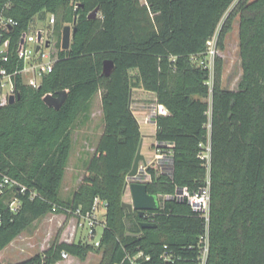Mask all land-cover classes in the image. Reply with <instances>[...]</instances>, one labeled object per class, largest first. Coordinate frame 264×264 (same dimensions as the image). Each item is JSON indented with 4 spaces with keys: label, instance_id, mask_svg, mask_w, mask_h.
Instances as JSON below:
<instances>
[{
    "label": "trees",
    "instance_id": "1",
    "mask_svg": "<svg viewBox=\"0 0 264 264\" xmlns=\"http://www.w3.org/2000/svg\"><path fill=\"white\" fill-rule=\"evenodd\" d=\"M95 8L97 16L89 18ZM47 12L55 15L52 71L38 87L17 77L18 99L0 107V184L7 176L19 185L0 186V251L37 218L86 215L96 198L105 203L104 221L98 246L55 238L41 253L6 264H55L63 252L84 260L100 250L99 264H191L204 221L185 201L162 197L205 185L198 154L207 137L205 264H264V0H0V15L18 21L11 48L28 22ZM236 16L242 72L236 89H227L222 58L214 55L211 68L207 54L215 36L222 48ZM66 24L76 32L62 49ZM106 59L113 61L109 76L102 74ZM134 88L164 107L166 113L154 116V140L173 145L171 176L147 168V192L157 196L158 208L143 216L121 207L141 140L130 107ZM61 90L67 98L58 110L44 104V95ZM99 91L102 132L84 162L85 175L62 199L72 134L90 119ZM14 199L19 206L11 211Z\"/></svg>",
    "mask_w": 264,
    "mask_h": 264
},
{
    "label": "rangeland",
    "instance_id": "2",
    "mask_svg": "<svg viewBox=\"0 0 264 264\" xmlns=\"http://www.w3.org/2000/svg\"><path fill=\"white\" fill-rule=\"evenodd\" d=\"M33 23L38 27L45 25V23L39 21L37 16H35ZM49 29V33L52 34L54 39V28L53 31H51L52 28L48 27V31ZM30 30L32 31L33 29L29 27L27 31ZM215 43L216 36L209 43V53L207 54L208 65L212 68L213 56H220L222 58L221 86L227 89H236L242 72L238 47V16L234 18L232 28L225 36L222 48L216 47ZM133 90H135L131 99L134 103L133 110L140 111L146 120L154 118L156 112L158 113L154 95L150 92L146 93L147 91L140 93L138 88H134ZM205 100L210 101V98H206ZM135 102L144 107L140 110L139 108L135 109ZM102 129L101 92L99 91L92 98L90 119L84 126L72 134V148L59 189V196L62 199H67L71 196L85 175L84 162L94 151ZM151 143L152 140L144 139L142 152L146 157L152 156L154 143L152 145ZM122 201L128 202L130 201V197L125 195L122 197ZM96 213L97 219L100 222L104 221L105 208L103 205L98 207ZM80 222L81 218L64 213L52 212L37 218L0 251V262L4 264L14 263L29 258L34 254L41 253L55 238L66 242L80 240L88 243H93L100 238L102 233L101 225H97L94 228L95 234L93 238H89L86 226L82 227ZM102 255V250L89 252L84 260L67 255V257H63L62 260L55 264H99Z\"/></svg>",
    "mask_w": 264,
    "mask_h": 264
},
{
    "label": "built area",
    "instance_id": "3",
    "mask_svg": "<svg viewBox=\"0 0 264 264\" xmlns=\"http://www.w3.org/2000/svg\"><path fill=\"white\" fill-rule=\"evenodd\" d=\"M35 16L28 22L26 29L20 31L17 38V43L14 48H11L12 42V29L18 25V21L10 16L4 14L0 15V107L9 104V97L16 95L15 81L19 77L21 82L38 87L41 79L44 75L52 71L55 58L53 57V46L54 39L50 34V29L53 31L55 24V15L53 13H45L44 19H39L40 22L45 25L36 26L33 23ZM31 27L33 30L27 31ZM38 35L40 38L38 39ZM210 43V42H209ZM38 47V49H37ZM14 55V60H13ZM45 96V95H44ZM43 96V97H44ZM42 97V98H43ZM158 114H164L166 111L162 108H158ZM157 114V112H156ZM209 129V124H207ZM171 143H158L154 142V149L152 158L146 160L145 164H140L139 173L133 177L126 179V182H144L148 183L151 177L147 171L148 167H152L156 170L157 174H168L171 176L172 166V152ZM200 152L198 157L204 161V166L207 170V177L205 185L200 186L194 191H190L187 187H179L175 190L172 195H165L162 198H172L177 201H185L190 209L201 217L204 221L203 232L199 235L197 242L198 255L196 260L191 264H205L208 254V220H209V178L208 170L210 166V141L207 137V142L200 143ZM19 186L17 182L8 178L7 176L2 177L0 186ZM24 191V188H20ZM105 203L99 199H94L91 212L86 215H82L79 211H76L74 216L81 218L80 225L86 226L89 238H93L95 234L94 228L97 225H101V222L96 217L98 207ZM19 206L17 200H12L10 203L11 211H15ZM102 226V225H101ZM94 246L99 245V239L92 243ZM62 257H67L66 253L61 254ZM142 255L139 252L136 257ZM147 258V257H146ZM133 260V259H130Z\"/></svg>",
    "mask_w": 264,
    "mask_h": 264
},
{
    "label": "water",
    "instance_id": "4",
    "mask_svg": "<svg viewBox=\"0 0 264 264\" xmlns=\"http://www.w3.org/2000/svg\"><path fill=\"white\" fill-rule=\"evenodd\" d=\"M98 14V8H95L90 14L89 18H94ZM76 28L69 24H66L62 28L61 33V48L68 49L70 45V40L72 36L75 34ZM40 36L38 35V39ZM38 49V47H37ZM113 71V61L106 59L102 63V74L104 76H109ZM67 98V92L65 90L59 91L56 95L46 94L42 100L44 104L48 107H52L55 110H58L61 105L65 102ZM18 99V94L15 96L12 95L9 97V103H13L15 100ZM141 144L142 141L140 140L136 154L133 160L132 167L128 172L127 177L133 178L135 177L140 171V164H145L146 159L141 153ZM123 192H128L130 201H122L121 207L123 209H127L128 212L136 211L138 212L139 216H143L146 211H153L158 208V199L156 195L150 194L147 192V185L144 182H129L125 183ZM142 228H153L155 227L154 223L150 222H141L140 223Z\"/></svg>",
    "mask_w": 264,
    "mask_h": 264
},
{
    "label": "crops",
    "instance_id": "5",
    "mask_svg": "<svg viewBox=\"0 0 264 264\" xmlns=\"http://www.w3.org/2000/svg\"><path fill=\"white\" fill-rule=\"evenodd\" d=\"M138 90H139L140 93L141 92H144V93L146 92V91H144V90H142L140 88H138ZM134 91L135 90L132 89V91H131V99L133 98L132 95H133ZM146 93H149V92H146ZM131 104H132V106H130V107H131L132 113H133L135 119L137 120V123L139 125V130H140V133H141V141H142V144H141V153L143 154V156L145 157L146 160H149V159L152 158V156L146 157V155L142 152V145H143L144 139L152 140L151 145L155 142V140H154V134H155V130H156V125H155V122H154V118H152L151 120H146L143 117V115L141 114L140 111L133 110V108H134L133 107V104L134 103L132 101H131ZM135 105H136V108L135 109H138L139 108V110L144 107V106L143 107L140 106L138 104V102H135ZM156 106L158 108H161V109L163 108L164 109V107L161 106V105H157L156 104ZM77 181H79V179H77ZM125 195H128L129 196V193L128 192H124L123 193V196H125Z\"/></svg>",
    "mask_w": 264,
    "mask_h": 264
}]
</instances>
